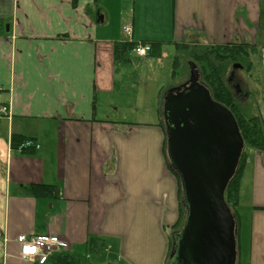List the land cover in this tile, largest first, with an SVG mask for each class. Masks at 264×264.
Returning a JSON list of instances; mask_svg holds the SVG:
<instances>
[{"label": "crops", "instance_id": "1", "mask_svg": "<svg viewBox=\"0 0 264 264\" xmlns=\"http://www.w3.org/2000/svg\"><path fill=\"white\" fill-rule=\"evenodd\" d=\"M263 17L264 0H0V264H38L16 237L46 233L81 264H165L179 216L160 126L161 94L180 82L167 48L254 50ZM147 41L160 42L158 56L134 53ZM32 184L55 185V196L32 195ZM237 213V264H264V153L247 156Z\"/></svg>", "mask_w": 264, "mask_h": 264}, {"label": "water", "instance_id": "2", "mask_svg": "<svg viewBox=\"0 0 264 264\" xmlns=\"http://www.w3.org/2000/svg\"><path fill=\"white\" fill-rule=\"evenodd\" d=\"M161 98L166 155L185 210L168 264H235L237 229L224 199L244 146L235 116L212 98L193 61Z\"/></svg>", "mask_w": 264, "mask_h": 264}, {"label": "trees", "instance_id": "3", "mask_svg": "<svg viewBox=\"0 0 264 264\" xmlns=\"http://www.w3.org/2000/svg\"><path fill=\"white\" fill-rule=\"evenodd\" d=\"M150 49L148 55L158 56L160 54V42L147 41ZM132 43H125L124 46ZM123 46V45H121ZM249 43H227L212 46H189L177 45L176 52L172 61L171 77L174 81H183L188 74V61L192 60L200 73V79L209 89L212 98L228 107L237 121L239 131L246 146L251 147L257 152L264 153V131L260 117L251 112L250 109L241 106L239 100L234 97L231 89L226 83L225 75L228 66L232 62H239L245 65L248 70L252 67L251 54L252 48ZM118 44L115 45V51ZM160 126L164 132V124L161 121ZM20 139L14 140L13 146H19ZM163 150L167 162L165 149V132L163 141ZM242 153V152H241ZM247 154L240 155L237 167L227 183L224 191V199L230 211L233 214L236 224V238L238 234V226L240 223L237 207L240 199V182L245 169ZM171 169V168H170ZM174 173L178 184V211L179 216L175 224L170 227L169 232V252L165 264H168L169 254L173 248V232L180 227L185 214L184 206L181 198V188L178 177ZM30 193L36 197H51L55 196V185L51 184H32L28 186ZM89 254L97 253L102 249V242L94 237H90L87 241ZM44 264H81L80 261L66 252L58 251L52 253ZM237 264V254H236Z\"/></svg>", "mask_w": 264, "mask_h": 264}, {"label": "rangeland", "instance_id": "4", "mask_svg": "<svg viewBox=\"0 0 264 264\" xmlns=\"http://www.w3.org/2000/svg\"><path fill=\"white\" fill-rule=\"evenodd\" d=\"M255 44H256V47L254 48V50H252V54L250 56L251 62H252L251 69L248 70V72L244 69H237L238 71H236L237 75L244 79V80H242V83H244L243 85L247 88V90L250 93L248 99L246 97H245V99L239 98V102H240L242 107L247 108V110L250 109L252 113L259 115L260 117L263 116L262 119H263V125H264V17L261 20V24L259 26V30H258V33H257L256 38H255ZM167 49L168 50L166 52L170 53L171 56L175 55V49L173 47L170 46ZM133 58L134 57L130 56V60L131 61L133 60V65L131 67H128L127 71H129L130 74L132 73L133 77L141 78L138 76V74L140 72H142L143 70H145V67H143L139 63L135 62ZM187 61H189V60H187ZM230 66L231 65L228 66L226 75L229 73L228 71L230 70ZM226 75H225V77H226ZM130 78H132V77L130 76ZM148 82L149 81H147V84H145V85L144 84L139 85V86L137 85V88H139V89L141 88L145 91H148V88H150V85H149L150 82L149 83ZM108 110L110 113L114 114V112L112 110H110V109H108ZM123 115L126 116V118L130 119V118H135L136 113L134 114L133 111L128 110L125 113H123L122 116ZM253 150L254 149H252L249 146H246L244 143V146L242 148V153L244 152L248 156L252 153ZM248 179H249V176L247 174V176H245V179H244L245 183H247ZM246 185L248 186V184H246ZM242 196L244 198L245 194H243ZM239 211H240V209L238 210V212ZM243 217H244V212H243ZM179 228L180 227H178L177 230ZM173 241H174V238H173ZM106 254H108V253H106ZM106 254L98 255L95 257L96 258L101 257V258L106 260L108 257V255H106ZM85 257H86V253L82 251L81 255H80V259L83 261V260H85ZM108 260H111L110 256H109ZM87 262H89V257H88ZM242 263H245V257L243 255L241 257V264Z\"/></svg>", "mask_w": 264, "mask_h": 264}, {"label": "built area", "instance_id": "5", "mask_svg": "<svg viewBox=\"0 0 264 264\" xmlns=\"http://www.w3.org/2000/svg\"><path fill=\"white\" fill-rule=\"evenodd\" d=\"M122 33L131 35V26H124ZM150 49L149 44L137 43L133 50L138 56H145ZM8 113L6 106H0V114ZM31 139H24L20 147H32ZM38 147V145H35ZM16 241L19 244V254L23 258L35 259L39 264H44L52 253L69 246V242L58 235L35 234L29 237L18 235Z\"/></svg>", "mask_w": 264, "mask_h": 264}, {"label": "flooded vegetation", "instance_id": "6", "mask_svg": "<svg viewBox=\"0 0 264 264\" xmlns=\"http://www.w3.org/2000/svg\"><path fill=\"white\" fill-rule=\"evenodd\" d=\"M234 63L240 64V67L233 68ZM230 65H231L230 70L228 71L229 73L225 77L226 83L228 84V87L231 89L234 97L237 98L238 100H239V98L245 99V97L248 99L250 93L247 90V88L243 85L244 83H242V80H244V79L242 77L238 76L237 72H236V71H238L237 69L246 70L245 65L242 63L236 62V61L232 62V64H230ZM200 82L205 84L201 79H200Z\"/></svg>", "mask_w": 264, "mask_h": 264}]
</instances>
